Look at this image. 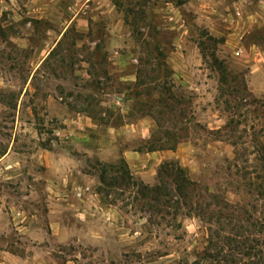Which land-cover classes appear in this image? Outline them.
I'll return each mask as SVG.
<instances>
[{
  "label": "rangeland",
  "instance_id": "rangeland-1",
  "mask_svg": "<svg viewBox=\"0 0 264 264\" xmlns=\"http://www.w3.org/2000/svg\"><path fill=\"white\" fill-rule=\"evenodd\" d=\"M0 264H264V0H0Z\"/></svg>",
  "mask_w": 264,
  "mask_h": 264
}]
</instances>
